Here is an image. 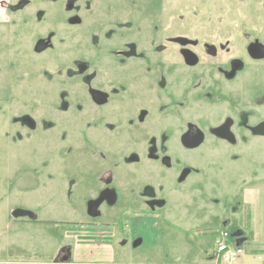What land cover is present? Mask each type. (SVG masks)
Returning a JSON list of instances; mask_svg holds the SVG:
<instances>
[{"label": "flooded vegetation", "instance_id": "1", "mask_svg": "<svg viewBox=\"0 0 264 264\" xmlns=\"http://www.w3.org/2000/svg\"><path fill=\"white\" fill-rule=\"evenodd\" d=\"M176 1L179 7L169 5L178 11L175 14L167 10L169 0H145V13L113 17L112 22L92 29H84L87 21L100 14L88 10L79 17L70 10L75 16L70 26L78 27L86 37L80 53H73L66 64L65 90L51 94L55 103L46 112H37L42 107L30 109L29 103L3 112L7 138L19 142L36 136L38 141H50L49 149L57 159L69 156L75 162L68 163L81 166V179L92 192L84 202L88 223L116 225L117 235L123 232L121 224L129 221L169 223L163 216L168 206L165 183L177 182L179 192L173 194L196 193L197 204L199 187L210 185V201L223 208L230 206L216 199L225 190L220 188L218 174L206 171L203 164L245 153L257 162L261 154L264 23H248L241 9L264 15V0ZM30 7L31 0H0V24ZM230 11L232 20H227L224 13ZM216 14L218 24H204ZM201 16L207 19L199 24ZM169 17L175 19V27L167 22ZM54 36L38 38L34 52L54 48ZM61 44L62 40L57 48ZM64 46L70 47L67 42ZM71 109H77L83 119L84 132L101 124L113 132L111 143L116 149H85L81 159L76 158L72 140L58 120ZM86 138L81 137L83 142ZM210 175L214 178L207 182ZM250 178L252 183L258 175ZM189 181L190 188L184 189ZM243 185L238 191L241 214L233 212V216L245 225L253 217L256 198L248 203L246 192L253 190L243 192ZM225 214L221 222L210 223V233L220 236L222 227L232 228L239 238V227L230 225ZM70 251L61 249L49 264L69 255L72 261Z\"/></svg>", "mask_w": 264, "mask_h": 264}, {"label": "rangeland", "instance_id": "2", "mask_svg": "<svg viewBox=\"0 0 264 264\" xmlns=\"http://www.w3.org/2000/svg\"><path fill=\"white\" fill-rule=\"evenodd\" d=\"M167 3L169 12H178L169 8L170 4L180 6L176 0ZM147 9L145 0H31L28 10L18 11L13 14L12 21L0 24V264H49L65 248L71 250L69 264H213L216 259L214 251L216 253L221 243L231 247L243 246L244 250L248 246L257 248L259 244L263 249L264 140L258 145L261 154L257 162L248 159L245 153L240 158L208 159L205 164L200 163L206 171L218 174L222 183L220 188L225 191H221L216 199L225 200L230 206L223 208L210 201V185L208 189L202 185L199 187L197 204L193 199L196 193L173 194L179 192L177 182L165 183L168 206L163 210V216L169 223L156 219L148 224L129 221L121 224L123 232L117 235L116 225L88 223L91 221L86 216L84 202L92 192L81 179V166L68 163L75 162L72 157L58 160L55 151L49 149L52 143L38 141L36 136L19 142L5 136L4 111L29 103L30 109L42 107L37 112H46V107L55 103L51 94L65 90L66 64L73 53H80L86 37L78 27L70 26V19L75 17L70 10L79 17L88 10L100 14L94 17V21H87L84 29H92L112 22L113 17L145 13ZM241 10L242 15L248 17V23H264V15L254 14L252 9ZM230 14L231 11L224 13L227 20H232ZM217 18V14L213 15L211 21L204 24H218ZM206 19L201 16L198 23L202 24ZM167 22L176 26L174 18L169 17ZM51 34H55L54 48L36 54L33 44L38 38ZM72 34L78 37H70ZM61 40L62 44L57 48ZM65 42L70 47L66 48ZM47 116L52 115L47 113ZM58 120L61 130H65L72 140L71 149L76 158L81 159L85 149H116L111 143L115 141L113 132L105 125L83 131L85 124L77 109L60 115ZM83 135L87 137L85 142L81 139ZM245 147L249 148V145ZM44 161L46 166L40 168ZM250 175H258V180L251 183ZM210 176L207 182L214 178ZM190 184L189 181L182 187L190 188ZM241 185L243 192L258 189L250 226L243 225L233 216V212L241 214L238 205ZM16 209L31 211L37 218H14L12 212ZM223 211L229 216V224L239 227V238L234 237L232 228L222 227L224 230L220 236L210 233V223L221 222ZM76 219L86 221L72 222ZM243 226L249 236L256 227L258 243H244ZM203 230L209 234H203ZM136 238L142 243L134 247ZM243 257L244 254L241 260Z\"/></svg>", "mask_w": 264, "mask_h": 264}, {"label": "crops", "instance_id": "3", "mask_svg": "<svg viewBox=\"0 0 264 264\" xmlns=\"http://www.w3.org/2000/svg\"><path fill=\"white\" fill-rule=\"evenodd\" d=\"M246 195H247V202L250 203L253 198H256V200L254 201V204L253 206L257 205V201H258V193L255 194V192L251 191V190H248L246 192ZM256 195V196H255ZM252 206V205H251ZM252 206V207H253ZM255 213L253 212V217H254ZM252 217V218H253ZM251 218V219H252ZM250 219V220H251ZM250 220L247 221L246 225L247 226H250ZM253 231V234H251L249 236V238H247L248 236H244L242 239L245 242H247L249 244V242H255V243H258L259 239L256 240V237H258V233H257V229L256 227H254V229H252ZM251 232V233H252ZM248 240V241H247ZM256 240V241H255ZM256 246V245H255ZM260 245L258 244L257 248H252V247H247L245 250L248 254H246V256H244L241 260V263L239 264H264V245L261 246L263 247V249H260L259 248ZM74 264V263H73Z\"/></svg>", "mask_w": 264, "mask_h": 264}, {"label": "built area", "instance_id": "4", "mask_svg": "<svg viewBox=\"0 0 264 264\" xmlns=\"http://www.w3.org/2000/svg\"><path fill=\"white\" fill-rule=\"evenodd\" d=\"M243 253V248L231 247L221 243L217 247L216 259L213 264H237Z\"/></svg>", "mask_w": 264, "mask_h": 264}, {"label": "water", "instance_id": "5", "mask_svg": "<svg viewBox=\"0 0 264 264\" xmlns=\"http://www.w3.org/2000/svg\"><path fill=\"white\" fill-rule=\"evenodd\" d=\"M12 217L14 218H29L31 220H35L37 217L36 215L28 210H24V209H16L15 211L12 212ZM142 243L141 240L135 241L134 247L137 245H140ZM70 256V255H69ZM69 256H67L65 259H56L55 262L53 264H65V263H69L70 259Z\"/></svg>", "mask_w": 264, "mask_h": 264}, {"label": "trees", "instance_id": "6", "mask_svg": "<svg viewBox=\"0 0 264 264\" xmlns=\"http://www.w3.org/2000/svg\"><path fill=\"white\" fill-rule=\"evenodd\" d=\"M250 233H251V232H250ZM250 235H251V234H250ZM247 236L249 237V233L247 234ZM248 237H247V238H248ZM214 256H215V251H214Z\"/></svg>", "mask_w": 264, "mask_h": 264}]
</instances>
